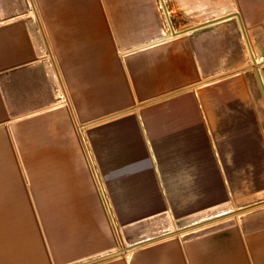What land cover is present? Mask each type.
Returning a JSON list of instances; mask_svg holds the SVG:
<instances>
[{
    "label": "crops",
    "instance_id": "obj_1",
    "mask_svg": "<svg viewBox=\"0 0 264 264\" xmlns=\"http://www.w3.org/2000/svg\"><path fill=\"white\" fill-rule=\"evenodd\" d=\"M255 69L264 89V0H0V264H264L250 205L115 255L94 171L123 226L172 209L174 187L225 179L237 200L264 172ZM35 201L53 202L56 245Z\"/></svg>",
    "mask_w": 264,
    "mask_h": 264
},
{
    "label": "rangeland",
    "instance_id": "obj_2",
    "mask_svg": "<svg viewBox=\"0 0 264 264\" xmlns=\"http://www.w3.org/2000/svg\"><path fill=\"white\" fill-rule=\"evenodd\" d=\"M32 15L37 20V13L35 10L32 12ZM254 86H255L254 94L259 101L260 108L263 111V120H264V98L262 95L260 85H258L256 79ZM82 141L84 145H88L87 140L84 138V136H82ZM91 155L92 156H90L91 159L90 161L94 165V162H92L94 159V155L92 154V152ZM96 169L94 171H95L97 183H99L100 191L102 192L106 206H108L107 208L111 213L112 221L110 222L109 238H110V243L112 245H116L113 250L116 253L115 255H117V253L119 252L118 250L123 249V247H126L130 250L129 248L130 246L141 240L148 239V242H151L155 240V238H157L156 236L159 237L179 236L180 234L184 233V231H187L189 228H197V229L195 232H193L194 230L189 231V234L187 232L185 234V238L191 237L193 235L202 234L208 232L209 230L215 227L219 228L229 224L232 218L238 217L240 215H244L245 213L244 210L241 211L239 210L241 208L247 207L249 205L250 206L252 205L253 209H260L264 207V172H262V163H261L259 164V168H256L258 170L256 169L252 170V174L250 173L247 176L248 183L252 181L253 182L252 185H249L246 188L245 186L239 184L237 194L241 196H239L237 200L235 199L231 200L233 198L234 192L231 190L229 185L224 184L226 182L225 179H223V184L221 186H215L212 184H209V186H205V187L195 186V187H190L188 192H186L187 187H174L175 197L182 198V200H175L172 209L168 208V211L166 213L163 214L161 213L158 216L149 219H144L143 221L134 224L127 223L128 225L123 226V224L117 222V219L114 216V213L112 211V203L108 202L105 197L100 174ZM208 182H212V180L211 181L207 180V183ZM246 189L251 190L253 195L252 196L245 195ZM202 203H206L205 208H200L202 207L201 206ZM33 204L35 205V208L41 206V207H46L48 210L47 212L48 216L46 218H42V220H44V227L46 226L43 232L41 230L43 228V224L41 223L40 225V222L38 224L37 222L38 218L36 217H34V219L31 218L33 221H35V224L37 223L39 229L41 230L42 245H56L55 243L57 239L55 235L58 236V233L54 225L55 219L52 216L54 213L52 211L53 202L35 201L34 203L33 202L31 203V206ZM199 205H200L199 207L200 209L198 208ZM69 218L70 217L64 218L65 224L67 225L66 227L67 230L62 234V237L65 238V241L62 242V245L64 244L70 245L69 240L74 239L76 237L75 227L78 228V224L75 223L74 226L75 232L73 231V235L71 236L72 234L70 232L71 229L68 228V226H70ZM194 223L197 224L195 225ZM191 225H193V227ZM107 227L108 224L106 222V219H101L100 221H98L97 229L100 228L101 231L103 228V233H104L103 236H105V231L107 233ZM70 236L71 238H69ZM114 236L116 237L115 241H114ZM121 252L124 254L123 251ZM123 254L121 255V257L124 256ZM127 254H131V252H127Z\"/></svg>",
    "mask_w": 264,
    "mask_h": 264
},
{
    "label": "water",
    "instance_id": "obj_3",
    "mask_svg": "<svg viewBox=\"0 0 264 264\" xmlns=\"http://www.w3.org/2000/svg\"><path fill=\"white\" fill-rule=\"evenodd\" d=\"M236 17H238V19L240 20V17H239V15L237 14V13H235L234 14ZM168 25H169V29L171 30V32L173 33V34H177L175 31H173V28H172V26H171V24H170V20H168ZM243 30V29H242ZM243 34H245V33H243ZM252 60H254V59H252ZM256 70V75H257V78H258V82H259V85H260V88H261V91H262V94H263V97H264V89H263V84H262V80H261V76H260V73H259V71L257 70V69H255ZM249 207H252V205L251 206H249ZM249 207H244V208H241V209H239L240 211L241 210H243V209H247V208H249ZM82 264H87V263H82Z\"/></svg>",
    "mask_w": 264,
    "mask_h": 264
},
{
    "label": "bare ground",
    "instance_id": "obj_4",
    "mask_svg": "<svg viewBox=\"0 0 264 264\" xmlns=\"http://www.w3.org/2000/svg\"><path fill=\"white\" fill-rule=\"evenodd\" d=\"M87 144V143H86ZM85 146H87V145H85ZM89 148V147H88ZM91 155V154H90ZM93 159V158H92ZM91 160V159H90ZM92 162H94V161H92ZM98 177H99V175H98ZM99 179V178H98ZM99 182V181H98ZM108 207V206H107ZM112 212V211H111ZM112 221V220H111ZM112 224H115V223H112ZM118 231V230H117ZM119 233V232H118ZM120 236V235H119Z\"/></svg>",
    "mask_w": 264,
    "mask_h": 264
}]
</instances>
